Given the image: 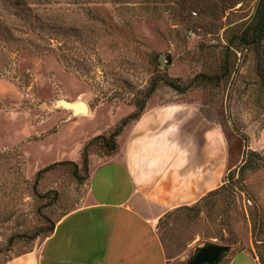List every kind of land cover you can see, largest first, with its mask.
<instances>
[{
	"label": "rangeland",
	"instance_id": "374dc122",
	"mask_svg": "<svg viewBox=\"0 0 264 264\" xmlns=\"http://www.w3.org/2000/svg\"><path fill=\"white\" fill-rule=\"evenodd\" d=\"M258 1L0 0V264L35 253L91 202L92 169L115 154L96 138L154 81L145 110H195L219 127L228 165L221 186L161 219L170 264L205 243L230 247L219 264L242 249L264 264V42L258 52L242 41Z\"/></svg>",
	"mask_w": 264,
	"mask_h": 264
},
{
	"label": "crops",
	"instance_id": "0c3cea01",
	"mask_svg": "<svg viewBox=\"0 0 264 264\" xmlns=\"http://www.w3.org/2000/svg\"><path fill=\"white\" fill-rule=\"evenodd\" d=\"M206 125L180 104L145 110L119 135L116 153L93 167L91 202L57 221L35 253L8 264H170L161 219L197 203L227 175L220 129ZM225 264L261 263L242 249Z\"/></svg>",
	"mask_w": 264,
	"mask_h": 264
},
{
	"label": "trees",
	"instance_id": "16d2710c",
	"mask_svg": "<svg viewBox=\"0 0 264 264\" xmlns=\"http://www.w3.org/2000/svg\"><path fill=\"white\" fill-rule=\"evenodd\" d=\"M242 41L247 45H250V44L253 45L258 50V52L262 51V43L264 42V0L258 1L256 10H255L254 20L244 30V32L242 34ZM225 72H227V70ZM258 73L264 82V61H261V62L259 61ZM223 74H225V73H223ZM202 76L205 77L206 80H208V81H211L215 78L218 81L220 79L219 76H208V75H202ZM165 83L167 85L173 87L174 89L180 91V92L185 91V89L187 88V87L186 88L182 87L180 84L176 83V80L174 81V79H171V77H169L165 81ZM156 87H157V84H156V81H154L153 84L146 91V93H144V96L141 99H138L136 101V103H135L136 110L133 113L126 116L125 118H123L120 121V123L117 124V126L115 127L113 132L110 134L109 138L99 136L96 138V140L103 138L107 142H111L110 146H111L113 152L116 153V151L119 148V144L117 143L118 141H116V139L123 132V130L125 129V127L129 123H131L134 120H138L143 115V113L145 112V109H146L147 101L154 94ZM244 167H245V165H243V167L241 168L242 174L244 173ZM54 228H55V226H53L50 229L49 234H47L48 236H50L53 233Z\"/></svg>",
	"mask_w": 264,
	"mask_h": 264
},
{
	"label": "water",
	"instance_id": "95a60500",
	"mask_svg": "<svg viewBox=\"0 0 264 264\" xmlns=\"http://www.w3.org/2000/svg\"><path fill=\"white\" fill-rule=\"evenodd\" d=\"M62 101H65L70 105L69 101ZM62 101H60V103L63 104ZM63 105L65 106V104ZM72 110L74 113L77 112L75 108ZM78 113H84V110H81V112ZM229 251L230 247L228 245L205 243L195 249L194 254L190 257L187 264H219Z\"/></svg>",
	"mask_w": 264,
	"mask_h": 264
},
{
	"label": "bare ground",
	"instance_id": "6f19581e",
	"mask_svg": "<svg viewBox=\"0 0 264 264\" xmlns=\"http://www.w3.org/2000/svg\"><path fill=\"white\" fill-rule=\"evenodd\" d=\"M62 102L69 109L75 108L77 110V112H75V114H80L78 112H81V110H84V113L85 114H88L89 113V107H88V105L85 102L81 101V100L75 101V102H70L69 101L70 105L68 103H66L65 101H62Z\"/></svg>",
	"mask_w": 264,
	"mask_h": 264
}]
</instances>
